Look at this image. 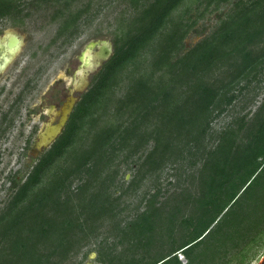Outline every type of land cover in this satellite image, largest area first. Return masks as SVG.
<instances>
[{
  "label": "trees",
  "instance_id": "obj_1",
  "mask_svg": "<svg viewBox=\"0 0 264 264\" xmlns=\"http://www.w3.org/2000/svg\"><path fill=\"white\" fill-rule=\"evenodd\" d=\"M35 1H64L65 11L56 14L62 18L57 38L71 43L89 7L71 12L79 0ZM130 1L134 12L114 37L112 57L62 134L21 185L12 182L17 190L0 214V264H64L97 239L105 222L111 258L105 248L96 250L104 264H182L180 254L186 264H250L264 246V103L244 124L218 136L211 132L215 116L234 101L231 93L264 65V0ZM20 2L0 0V19L18 15ZM229 3L216 28L183 52L197 21L189 24L175 14L183 7L200 11ZM128 72L126 93L113 99ZM107 115L93 129L89 147L46 178L85 120L96 125ZM142 151L126 190L111 194L108 183L114 185L119 174L116 159ZM190 157L200 159L201 169L198 193L185 204L192 208L182 222L186 232L175 212L158 202V192L149 190L142 197L145 209L123 226L119 208L127 193ZM76 179L81 184L70 191Z\"/></svg>",
  "mask_w": 264,
  "mask_h": 264
},
{
  "label": "rangeland",
  "instance_id": "obj_2",
  "mask_svg": "<svg viewBox=\"0 0 264 264\" xmlns=\"http://www.w3.org/2000/svg\"><path fill=\"white\" fill-rule=\"evenodd\" d=\"M19 5L20 13L14 18L0 19V36L15 31L24 37L21 49L0 74V214L17 190L12 187L13 180L21 185L40 158L50 150L52 144L38 154L34 153L33 148L38 135L52 119V110H59L68 99L75 73L82 65L83 52L89 46L94 45L97 48L101 42L107 41L114 53V37L125 28L134 12L130 0H79L71 6L70 11L75 12L89 7L88 13L79 23L77 37L68 43L65 37L57 38L62 18L56 19V14L58 10L65 11L64 1L37 4L35 0H21ZM231 6L232 3L222 4L218 8L212 6L208 10L202 7L200 11H196L195 7L190 10L186 7L181 8L175 14L176 17L182 16L189 24L197 21L194 29L184 40L183 52L210 34ZM107 62L90 75V86L80 96L76 105L92 87ZM128 74L129 72L124 73L120 77L119 84L112 94L113 99L120 98L126 93L131 79ZM231 94L235 96L234 101L224 105L223 110L213 120L211 132L215 136L231 125L237 127L244 124L264 103V65L259 66L250 80ZM109 105L111 107L109 110L112 111V99ZM107 118L109 115L96 125L90 123L91 118L85 120L74 145L64 156L54 161L46 173V178L68 167L75 153L87 149L92 142L93 129L102 127ZM143 153L144 151L126 160L123 156L116 159L120 162V167L115 184L108 183L111 185L109 190L111 194L119 195L126 190L128 182L138 169L137 160ZM200 167V159L190 157L175 166L164 168L152 182L146 179L141 181L137 191H129L123 198L118 220L122 221L124 226L142 212L146 204L142 197L149 190L151 193L158 192V202H165L167 207L175 212L179 229L186 232V224L182 222L188 216V209L192 208L187 209L185 204L190 201L191 195L194 197L198 193ZM127 175H130L129 179H124ZM79 184L81 180L76 179L70 191H74ZM262 228L264 229V225ZM109 230L110 222H105L98 230L97 239L64 264H86L90 260L91 252L96 253L93 262L104 264L99 261L96 250L99 247L105 248L106 258H111L112 237ZM253 230L251 229V232ZM255 245L257 244L250 243L249 248H254ZM263 256L264 246L259 248L257 258L250 264H257ZM179 259L182 264L187 263L182 254L179 255Z\"/></svg>",
  "mask_w": 264,
  "mask_h": 264
},
{
  "label": "water",
  "instance_id": "obj_3",
  "mask_svg": "<svg viewBox=\"0 0 264 264\" xmlns=\"http://www.w3.org/2000/svg\"><path fill=\"white\" fill-rule=\"evenodd\" d=\"M23 43L24 37L15 31H9L0 36V74L14 59ZM112 55V46L107 41L101 42L97 45V48L94 45L89 46L83 52L81 58L82 65L75 73L68 99L59 110H52V119L45 125L34 144L33 151L35 154L48 148L60 136L69 121L78 99L90 86V75L107 62ZM129 177L130 175H127L126 179H129ZM89 258L90 260L86 264H97L92 261L96 258L95 252H91ZM257 264H264V256Z\"/></svg>",
  "mask_w": 264,
  "mask_h": 264
}]
</instances>
